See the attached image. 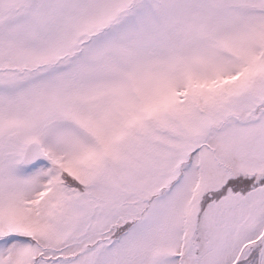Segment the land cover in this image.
I'll use <instances>...</instances> for the list:
<instances>
[{
    "label": "snow or ice",
    "instance_id": "6c2138e0",
    "mask_svg": "<svg viewBox=\"0 0 264 264\" xmlns=\"http://www.w3.org/2000/svg\"><path fill=\"white\" fill-rule=\"evenodd\" d=\"M0 264H264V0H0Z\"/></svg>",
    "mask_w": 264,
    "mask_h": 264
}]
</instances>
